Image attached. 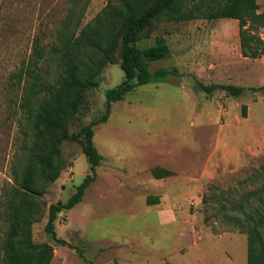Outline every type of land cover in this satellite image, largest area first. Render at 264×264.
<instances>
[{
	"label": "rangeland",
	"instance_id": "obj_1",
	"mask_svg": "<svg viewBox=\"0 0 264 264\" xmlns=\"http://www.w3.org/2000/svg\"><path fill=\"white\" fill-rule=\"evenodd\" d=\"M74 1L0 0V85L19 57L29 51L33 35L42 36L44 33L47 35L42 36L44 41L48 40L70 10L75 19H80V27L87 25L104 6H112L117 0H81L75 7ZM256 1L259 10H263L264 0ZM151 33L152 36L139 41V45L153 44L155 36L161 35L166 39L170 53L161 60L151 62L149 70L176 67L179 74L136 86L123 99L112 103L106 122L92 126L93 143L105 160L96 167L98 179L85 189L83 199L72 210L59 212L55 222L57 233L65 236L67 231L74 230L75 225H84L88 226L87 232L91 235L95 222L102 227L118 224L138 213L139 195L134 196L126 186L115 183L118 177L125 178V174L107 173L109 164L124 165V161L121 164L118 160L121 153L138 154L148 146L156 152L161 145L173 148L182 145V151L189 155L191 151L186 152L185 149L198 153L210 141L213 144L211 149L216 152L213 156L218 159V164L213 167L214 176L204 182L199 200L195 202L193 198L188 208L178 215L184 222L191 221L195 227V231L191 232L204 237L198 241V251L215 252L225 260L222 264H248L246 234L222 222L218 216L217 201L221 191L235 189L237 195H242L262 182L260 179L251 184L245 179L264 164V89L259 88L264 85V55L256 59L241 55L237 21L231 18H199L179 22L161 20ZM195 76L206 84L232 83L249 88L237 98L227 96L222 90L206 94L196 89ZM123 77L117 58L104 67L99 84L87 92L83 106L70 123L69 134L76 133L105 113L104 92L118 85ZM136 100L152 107L145 114L135 112L132 104ZM242 104L246 105V117L241 116ZM6 115L0 99V199L2 187L12 182L13 167L21 153L17 122L5 120ZM192 117L200 124L196 125L195 134L187 128ZM200 126L205 127L204 132L199 130ZM193 135H197L196 139L192 138ZM60 151L68 166L55 181L46 185L41 197L46 203L45 210L48 204L57 200L67 201L90 172L89 162L78 142L66 140ZM209 191L210 200L203 201ZM132 201L136 202L133 207ZM2 219L0 214V232L6 226ZM46 219L47 211L31 225L33 242L50 240L44 231ZM262 232L264 234V226ZM107 233L104 230V236ZM137 235L149 240L147 235ZM172 239L177 240L178 237H167L166 254L171 252ZM70 240L72 247H79L82 251V259H77L76 264H114L116 261L114 240L104 239L89 244L81 243L78 238Z\"/></svg>",
	"mask_w": 264,
	"mask_h": 264
},
{
	"label": "trees",
	"instance_id": "obj_2",
	"mask_svg": "<svg viewBox=\"0 0 264 264\" xmlns=\"http://www.w3.org/2000/svg\"><path fill=\"white\" fill-rule=\"evenodd\" d=\"M79 1L75 0L73 6ZM199 18L235 19L241 55L250 59L264 55V9L259 10L256 0H117L112 6H104L87 25L80 27V19H75L70 10L48 40L44 41V33L31 37L29 51L19 57L0 85L5 120L17 122L21 152L13 167L12 182L4 185L1 192L0 214L6 226L0 232V264H49L53 242L74 248L82 256L79 247L57 237L55 222L59 212L82 199L103 159L93 143L92 126L106 122L112 103L123 99L136 86L179 74L176 67L149 70L151 62L170 53L161 35L155 36L153 44L139 45V41L152 36L155 24L161 20ZM116 58L124 77L118 85L105 90V113L69 134V125L83 106L87 92L99 84L104 67ZM193 80L197 90L206 94L222 90L233 98L249 88L232 83L206 84L196 76ZM259 88L264 89V85ZM241 116L246 117L244 104ZM66 140L80 144L90 172L67 201L57 200L45 210L41 197L46 185L68 166L60 151ZM152 173L159 177L170 171L155 167ZM260 179L261 183L242 195H237L235 189L221 191L217 201L222 222L246 234L248 264H264V164L245 180L254 184ZM202 200H210V191ZM46 211L44 231L50 240L33 242L31 225Z\"/></svg>",
	"mask_w": 264,
	"mask_h": 264
},
{
	"label": "crops",
	"instance_id": "obj_3",
	"mask_svg": "<svg viewBox=\"0 0 264 264\" xmlns=\"http://www.w3.org/2000/svg\"><path fill=\"white\" fill-rule=\"evenodd\" d=\"M132 105H134L132 106L134 107L133 111L143 114L152 107L141 100H136ZM196 125L200 124L192 117L188 121L187 128L195 134V128H198ZM204 129V126L199 128L202 130L201 132H204ZM196 136L193 135L192 138L196 139ZM235 140L240 142V140ZM212 146L213 144H210L209 141L202 146V151L198 150V153L187 148L186 152L191 151L189 155L182 151V145L177 148L161 145L156 152L155 149L148 146L141 149L138 154L121 153L118 160L120 163L124 161V165L112 166L113 164H109L107 173L125 174V178L118 177L119 179L115 183L118 186H126L134 196L139 195L138 213L126 217L118 224H110L111 226L103 225L102 227L95 222L96 224L92 225L93 234L91 235L87 232L88 226L75 225L74 230H69L65 236H60L55 226L57 237L70 244L72 238H78L81 243L85 244L98 243L104 239L106 241L114 240L117 247L114 252L115 259L119 264H222L225 260L215 252L198 251V241L204 237H199L196 233L191 232V230L195 231L191 221L184 222L181 215H178L180 211L188 208V204L193 198H195V202L197 199L199 200L204 182L214 176L213 167L218 164V159L213 156L216 152H214V148L211 149ZM102 156L101 162L105 160V156ZM155 167L169 170L170 173L155 177L152 173V169ZM95 173V179L89 185L97 181L96 170ZM131 203L133 207L136 202L132 201ZM72 208L68 210H72ZM104 230L108 231L105 236ZM140 233L147 235L149 240L137 235ZM175 235L178 239H172L171 252L166 254V239L168 236L173 238ZM52 244L54 250L49 264H76L77 259H82V256L74 248L54 242ZM73 254L76 257L73 258Z\"/></svg>",
	"mask_w": 264,
	"mask_h": 264
},
{
	"label": "built area",
	"instance_id": "obj_4",
	"mask_svg": "<svg viewBox=\"0 0 264 264\" xmlns=\"http://www.w3.org/2000/svg\"><path fill=\"white\" fill-rule=\"evenodd\" d=\"M192 203V202H191Z\"/></svg>",
	"mask_w": 264,
	"mask_h": 264
}]
</instances>
